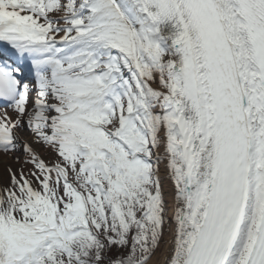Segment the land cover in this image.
<instances>
[{"label":"snow or ice","instance_id":"obj_1","mask_svg":"<svg viewBox=\"0 0 264 264\" xmlns=\"http://www.w3.org/2000/svg\"><path fill=\"white\" fill-rule=\"evenodd\" d=\"M0 160V264H264V0H0Z\"/></svg>","mask_w":264,"mask_h":264},{"label":"bare ground","instance_id":"obj_2","mask_svg":"<svg viewBox=\"0 0 264 264\" xmlns=\"http://www.w3.org/2000/svg\"><path fill=\"white\" fill-rule=\"evenodd\" d=\"M3 173V163H2V160H0V174ZM165 194L168 195V193L170 192V189L168 187V183H167V180H165Z\"/></svg>","mask_w":264,"mask_h":264}]
</instances>
